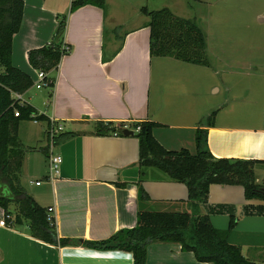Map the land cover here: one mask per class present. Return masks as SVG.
<instances>
[{
  "label": "crops",
  "instance_id": "0c3cea01",
  "mask_svg": "<svg viewBox=\"0 0 264 264\" xmlns=\"http://www.w3.org/2000/svg\"><path fill=\"white\" fill-rule=\"evenodd\" d=\"M22 1V23L13 37L11 62L33 83L37 71L28 64L27 52L50 44L59 20L65 18L62 44L68 52L47 74L53 87L44 88L45 94L28 95L33 87L22 94L23 101L47 121H22L17 128V139L27 148L20 185L22 176H31L23 170L27 161L37 163L41 176L27 181L35 190L21 187L46 211L59 238L99 242L137 223L138 140L133 135L95 136L96 122L126 126L152 122L156 124L152 136L165 150L187 149L192 154L196 130L205 129L208 150L215 158L264 162V52L249 47L242 52L222 51L210 43L238 42L237 37L223 35L224 29H232L223 22L230 21L232 14L223 10L236 7L238 0H200L214 4L204 32L210 67L150 57L148 20L130 28L123 23L119 8L124 4L136 8L130 0H104L103 8L87 5L75 11H71L75 0ZM263 4L264 0L249 2ZM212 113L208 126L206 119ZM49 121L62 128L51 150L46 136ZM42 134L47 143L41 150L36 144ZM41 153L44 158L35 156ZM50 154L62 158L55 176L49 173ZM254 173L256 184L264 186V165L255 166ZM145 176L142 187L150 201L142 204L143 209L192 212L184 202V184L168 181L155 170H147ZM198 213L207 214L218 230H225L234 216L236 226L228 242L239 247L247 260L264 262V200H246L241 186L211 185L207 204ZM3 217L0 208V220ZM0 264H133V256L80 245L55 247L23 228L4 225L0 226ZM146 264L208 263H199L178 244L154 242L147 246Z\"/></svg>",
  "mask_w": 264,
  "mask_h": 264
},
{
  "label": "trees",
  "instance_id": "16d2710c",
  "mask_svg": "<svg viewBox=\"0 0 264 264\" xmlns=\"http://www.w3.org/2000/svg\"><path fill=\"white\" fill-rule=\"evenodd\" d=\"M87 5L103 8L104 0H75L71 11ZM23 7L22 0H0V208L4 210L5 226L23 228L31 237L55 247L80 245L99 251L128 252L133 256V264H146L147 246L154 242L178 244L182 251L193 253L199 263L255 264L244 258L239 247L228 242L236 226L234 216H230L225 230H218L213 228L208 215L199 214L198 209L207 204L211 185L241 186L246 200H264V186L256 184L254 173L255 166L264 165V162L215 158L208 150L205 129L196 130L194 154L187 149L167 151L152 136L156 124L147 121L127 126L123 123L96 122L92 126L95 136H123L122 131L128 128L138 140L140 208L136 226L120 230L99 242H73L58 237L46 211L25 192L19 181L27 148L17 139L18 125L22 121H47L30 105L20 107L12 98L13 93L23 94L33 85L32 78L11 62L12 41L21 27ZM140 11L149 18L150 57L171 58L200 67L211 66L205 33L195 21L177 17L167 8L157 11L141 8ZM64 32L65 18H62L50 44L27 52V61L32 69L46 76L57 69L65 54L61 48ZM48 79L52 82L49 88H52L53 79ZM15 109L19 112L18 117H14ZM213 117L214 113L206 119V125H212ZM48 126L49 122L46 136ZM147 170L157 171L168 181L184 184L187 189L184 202L191 206L192 212L143 209L142 204L150 201L142 187Z\"/></svg>",
  "mask_w": 264,
  "mask_h": 264
},
{
  "label": "rangeland",
  "instance_id": "374dc122",
  "mask_svg": "<svg viewBox=\"0 0 264 264\" xmlns=\"http://www.w3.org/2000/svg\"><path fill=\"white\" fill-rule=\"evenodd\" d=\"M136 6L132 8L130 5L120 6L122 11V18L125 28H130L134 25L141 23L142 21H149L148 17H145L141 14V8H146L148 11H157L162 8L169 9L175 16L193 20L198 26L207 34L208 22L207 18L212 16L213 5H205L200 3V0H130ZM250 0H238L237 6H233L231 9L225 8L223 13L232 14V18L227 22L230 27L224 29L223 35L225 37L231 36L234 38H239L237 43H226L223 42L222 46L220 43H211L213 49H222L223 50H234L242 52L247 50L256 51L263 53L264 52V4L262 6L249 5ZM209 35V34H208ZM210 38V36H209ZM207 41V35H206ZM229 41V40H228ZM207 45V43H206ZM208 50V49H207ZM43 93L45 94V89L36 90L34 88L28 91V95L34 96L36 94ZM42 125V123H40ZM41 125L38 127L41 128ZM46 139L44 134H42L40 142H37V147L44 148L46 146ZM38 152V151H37ZM42 152V151H41ZM43 153V152H42ZM37 154L35 156L44 158L43 154ZM29 164V165H28ZM28 170L31 174L30 179L22 176L21 185L25 189H34V187H29L27 184L28 180H34L41 175L40 170L38 169V164L31 161H27L25 167L23 168L24 172ZM36 173V174H35ZM33 175V176H32ZM20 180V174H19ZM264 264V262H261ZM258 263V264H261Z\"/></svg>",
  "mask_w": 264,
  "mask_h": 264
},
{
  "label": "built area",
  "instance_id": "2783aa9c",
  "mask_svg": "<svg viewBox=\"0 0 264 264\" xmlns=\"http://www.w3.org/2000/svg\"><path fill=\"white\" fill-rule=\"evenodd\" d=\"M61 48H62L63 53L68 52V47H66L64 44L62 45ZM36 78H37V80L35 81V83H33L32 87L37 89V90L42 89V88H49L50 84L52 83L51 80H49L48 77L42 72H37ZM12 98L15 102L18 103V105L20 107L26 105V103L22 99V94L13 93ZM18 113H19L18 110L15 109L14 110V117H18ZM34 122H36V121H34ZM125 129H128V128H125ZM138 130H139V128L137 127L136 131H138ZM61 131H62L61 126H55L52 121H49L47 136H48L50 150L53 146L55 138L57 137V134ZM61 163H62L61 156L50 154V156L48 158V166H49L50 175H53V176L57 175L58 168H59ZM35 184L39 185L40 183L37 182ZM50 211H51V209L48 210V212H50ZM48 220H49V218H48ZM4 225L5 224H4V217H3V219L0 220V226H4Z\"/></svg>",
  "mask_w": 264,
  "mask_h": 264
},
{
  "label": "water",
  "instance_id": "95a60500",
  "mask_svg": "<svg viewBox=\"0 0 264 264\" xmlns=\"http://www.w3.org/2000/svg\"><path fill=\"white\" fill-rule=\"evenodd\" d=\"M122 135L125 136V137L132 136L133 135V132L131 130L124 129L122 131Z\"/></svg>",
  "mask_w": 264,
  "mask_h": 264
}]
</instances>
